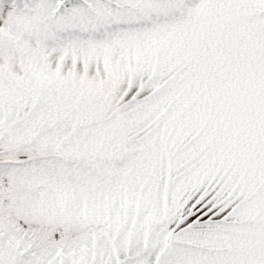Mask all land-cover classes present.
Wrapping results in <instances>:
<instances>
[{
    "label": "snow or ice",
    "instance_id": "6c2138e0",
    "mask_svg": "<svg viewBox=\"0 0 264 264\" xmlns=\"http://www.w3.org/2000/svg\"><path fill=\"white\" fill-rule=\"evenodd\" d=\"M0 264H264V0H0Z\"/></svg>",
    "mask_w": 264,
    "mask_h": 264
}]
</instances>
